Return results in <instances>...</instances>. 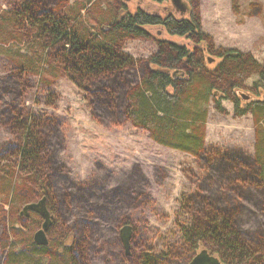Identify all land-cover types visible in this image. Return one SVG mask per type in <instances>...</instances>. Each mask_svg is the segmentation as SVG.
Wrapping results in <instances>:
<instances>
[{"label": "trees", "instance_id": "trees-1", "mask_svg": "<svg viewBox=\"0 0 264 264\" xmlns=\"http://www.w3.org/2000/svg\"><path fill=\"white\" fill-rule=\"evenodd\" d=\"M49 2L23 0L5 11L0 19L4 25L11 24V32H19V37L12 38L14 42H39L45 59L55 63L77 87L92 93L109 115L123 114L132 124L146 129L157 143L198 155L205 149L209 110L225 111L221 100L232 103L236 117L251 114L255 125L251 162L241 155L206 154L204 161L218 174L207 180L212 194L206 197L199 191L186 205L183 202L181 208L190 212V221L179 228L186 254L183 264H188L200 248L217 254L223 264H264V234L239 220L244 209L256 215V208L264 215V64L238 48L216 47L202 29L199 13L191 8L177 16L170 10L161 14L123 5V16L114 15L99 32L87 33ZM4 25H0L2 32ZM149 26L162 27L181 41L155 37L157 49L146 58L122 50L121 43L128 36L150 37ZM29 68L25 60L17 62L12 84L20 87L30 75ZM252 75L257 78L246 85ZM3 89L13 92L8 85ZM237 90L253 91L252 96L244 99ZM2 92L0 118L16 143L0 153V181H6L0 189L14 188L16 175L18 182L33 186L32 196H46L52 215L49 244L37 245L32 237H20L21 247L10 248L5 264H89L90 254L100 250L97 242L91 247V236L78 240L68 231L65 217L73 212L77 215L81 207L67 203L70 186L57 159L54 125L39 116L22 114ZM115 196L109 200L113 202ZM30 197L25 196L24 202ZM63 200L67 207L62 206ZM92 210L87 208V213ZM0 217L6 218L3 209ZM24 219L35 227L40 222L34 212ZM125 221L124 217L116 219L111 226L117 232ZM13 232L17 238L19 231ZM131 244L128 258L136 264H166L180 258L171 251L172 246L155 253L133 237ZM134 246L138 247L136 253Z\"/></svg>", "mask_w": 264, "mask_h": 264}, {"label": "rangeland", "instance_id": "rangeland-1", "mask_svg": "<svg viewBox=\"0 0 264 264\" xmlns=\"http://www.w3.org/2000/svg\"><path fill=\"white\" fill-rule=\"evenodd\" d=\"M22 1L0 0V17L6 15L5 11L12 5ZM49 1L51 8L56 6L71 18L72 24L75 22L87 33L99 32L98 28L106 27L112 16L120 18L125 11L119 0ZM186 2L188 9L199 13L202 29L211 36L216 47L238 48L264 64V0ZM135 5L134 2L127 3L126 7L132 9ZM138 5L149 12L165 14L170 10L181 15L169 0L162 3L143 0ZM3 20L0 19V25H4ZM4 26L5 32L0 31V93L4 90L5 100L12 101L22 114L39 116L54 125L58 139L57 159L70 186L67 203L71 207H81L77 215L73 212L65 217L68 231L78 240L84 235L87 240L91 236V247L97 242L96 248L100 250L94 256L90 254L89 264H136L125 254L120 231L117 229L116 232L111 226L123 217L127 220L123 223L131 224V238L136 243L149 245L155 253L172 246L171 251L180 258L166 264H183L186 254L179 227L189 223L190 212L181 205L190 202L199 191L206 197L212 194L210 188L207 189V180L210 175H216V171L204 161L206 154L241 155L243 160L251 162L255 141L251 114L236 117L232 103L221 100L225 111L210 109L206 117L205 149L200 154L159 144L146 129L132 124L123 114L109 115L92 93L77 87L55 63L45 59V51L39 42L16 44L12 38L19 37V32H11L10 23ZM147 28L150 37L128 36L121 43L122 50L136 58H146L157 49L155 37L181 41L162 27ZM23 60L30 67V75L17 87L12 84V76L16 72V63ZM256 78V75L249 77L246 85H251ZM6 85L11 86L13 92L5 91ZM15 143V136L0 118V153ZM14 178L17 179L14 188L0 189V209L6 216L0 217V264H5L11 247L15 250L21 247L18 238L33 237L38 226L24 219L19 211L24 203L39 197L32 196L33 186L18 182L16 175ZM5 182L1 180L0 187ZM82 195L90 200H85ZM25 196L31 197L24 202ZM111 196H115L113 202L109 200ZM61 203L67 207L64 200ZM89 207L93 210L87 213ZM255 211L256 215L242 210L239 220L245 221L255 232L264 234V215L256 208ZM17 230L18 236L14 238L13 231ZM46 235L52 237L48 230ZM137 248L134 246L135 253Z\"/></svg>", "mask_w": 264, "mask_h": 264}, {"label": "water", "instance_id": "water-1", "mask_svg": "<svg viewBox=\"0 0 264 264\" xmlns=\"http://www.w3.org/2000/svg\"><path fill=\"white\" fill-rule=\"evenodd\" d=\"M172 7L179 11L182 15L188 9V4L186 0H169ZM36 212L40 215L42 221L40 227L37 228L33 233V241L37 245H47L48 238L46 236V231L52 223V215L46 204V196L43 195L35 201H30L25 203L20 210V214H26L28 211ZM120 238L123 242L125 248V254L130 252V239L132 235L131 225L125 224L120 229ZM188 264H220L217 257L208 254L206 249L199 250Z\"/></svg>", "mask_w": 264, "mask_h": 264}, {"label": "flooded vegetation", "instance_id": "flooded-vegetation-1", "mask_svg": "<svg viewBox=\"0 0 264 264\" xmlns=\"http://www.w3.org/2000/svg\"><path fill=\"white\" fill-rule=\"evenodd\" d=\"M123 5H125L126 6V4L128 3H132V2H134L136 5V7H140L141 8V6H139L138 4H140V1H143V0H119ZM186 11H188V10H186ZM252 92L253 91H249V90H247L246 92H244L243 90H237V93H239L241 96H242V98H244V99H248L250 96H252ZM41 197V196H40ZM39 197V198H40ZM38 199V198H37ZM36 199V200H37ZM27 203V202H26ZM25 204V203H24ZM20 212V211H19ZM33 211H28L26 214H22L23 215V217H25V218H27L29 215H30V213H32ZM34 213H36V212H34ZM37 214V213H36ZM39 215V214H38ZM39 219H40V222H39V225L37 226V228H39L40 227V224H41V221H42V219H41V217H40V215H39ZM52 224V223H51ZM125 224H129V223H123V225H125ZM122 225V226H123ZM129 225H131V224H129ZM51 226V225H50ZM50 226H49V228H50ZM121 226V227H122ZM120 227V228H121ZM49 228H48V231H49ZM119 228V229H120ZM47 236V235H46ZM48 244H49V238H48ZM130 244H131V239H130ZM132 247V244L130 245V248ZM201 249H206V248H200V250ZM206 251L208 252V254H210V255H212V256H215V257H217L218 258V260H219V262H220V264H223V263H221V261H220V259H219V257L217 256V254H214V253H211L210 251H208L207 249H206ZM130 252L132 253V248L130 249ZM126 256H128V257H131V254L130 253H128V254H126Z\"/></svg>", "mask_w": 264, "mask_h": 264}]
</instances>
